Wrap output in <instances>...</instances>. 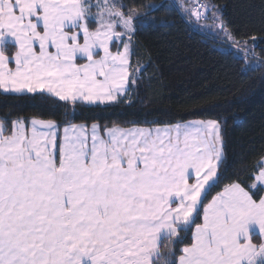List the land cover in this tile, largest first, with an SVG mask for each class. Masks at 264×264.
I'll return each mask as SVG.
<instances>
[{
    "label": "snow or ice",
    "instance_id": "1",
    "mask_svg": "<svg viewBox=\"0 0 264 264\" xmlns=\"http://www.w3.org/2000/svg\"><path fill=\"white\" fill-rule=\"evenodd\" d=\"M0 0V264H264V146L227 182V121L104 122L145 32L182 26L264 84V0ZM178 22V23H177ZM131 125V126H122Z\"/></svg>",
    "mask_w": 264,
    "mask_h": 264
},
{
    "label": "trees",
    "instance_id": "2",
    "mask_svg": "<svg viewBox=\"0 0 264 264\" xmlns=\"http://www.w3.org/2000/svg\"><path fill=\"white\" fill-rule=\"evenodd\" d=\"M236 25L258 20L260 0H218ZM178 23V22H177ZM150 60L139 99L131 107L118 106L96 113L104 122L151 119L191 121L226 117L227 158L224 178L244 168L264 146V84L259 73L241 81L234 60L216 50L210 37L182 26L161 28L141 36ZM257 55L264 44L258 41ZM131 126V125H122Z\"/></svg>",
    "mask_w": 264,
    "mask_h": 264
}]
</instances>
